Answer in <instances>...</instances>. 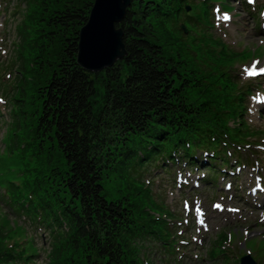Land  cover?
Listing matches in <instances>:
<instances>
[{
    "label": "trees",
    "instance_id": "16d2710c",
    "mask_svg": "<svg viewBox=\"0 0 264 264\" xmlns=\"http://www.w3.org/2000/svg\"><path fill=\"white\" fill-rule=\"evenodd\" d=\"M186 3L192 2L131 0L117 25L127 54L97 73L78 63L81 30L95 0L42 3L49 17L39 46V100L32 122L41 149L56 165L48 167L37 191L27 193L26 204L49 220L54 245H69L76 255L64 258L65 264H139L132 248L144 229L134 227L135 207L121 189L106 195L105 178L126 173L135 179L151 165L142 166L144 158L166 164L169 151L205 150L211 135H223L226 116L189 98L193 70L163 30L184 17ZM19 66L24 78V61ZM16 103L13 120L20 123L26 118L25 98Z\"/></svg>",
    "mask_w": 264,
    "mask_h": 264
},
{
    "label": "rangeland",
    "instance_id": "374dc122",
    "mask_svg": "<svg viewBox=\"0 0 264 264\" xmlns=\"http://www.w3.org/2000/svg\"><path fill=\"white\" fill-rule=\"evenodd\" d=\"M47 1L50 0H8V8L0 19V94L6 95L4 98L8 104L0 102V115L6 117V123H0V252L10 249L24 255L30 250L36 254L34 264H65L64 258L76 256L70 246H55L45 229L26 222L11 209V202L5 197L8 188L20 190L11 182H24L38 188L48 167L56 165L41 149L42 144L38 143L34 133L36 126L32 122L37 110L35 104L39 100L37 88L40 83L35 77L40 60L39 46L43 43L49 17L48 11L44 10L47 6L42 3ZM197 2H200L202 13L214 12L212 18L210 15L208 18L198 16L199 27L202 28L194 30L184 24V34H180L170 24L163 27L173 49L193 70L190 75L195 80L189 83V98L209 102L212 107L228 112L225 114L230 116L227 117V125L239 131V136L249 137L242 141V144H247V148L242 149L245 157H264V112L257 107V103L264 100V86L258 88L264 83V75L248 76L245 71L264 68V33L255 26L253 19L259 17L256 10H261L264 0H254L256 4L250 8L244 5V0ZM57 5L56 2L50 14ZM192 12L193 8H190L189 13ZM224 14L231 19L225 21ZM49 29L53 35V26ZM49 45L46 49L50 48ZM48 56L43 57L46 62ZM23 61L26 69L24 78H21L19 65ZM254 63L255 69L252 67ZM47 75L44 74V78ZM251 78L252 81L249 80ZM241 87L247 88L244 94ZM102 96L103 89L99 102H102ZM237 97V105L231 106ZM22 98H25L26 118L17 123L9 114L18 111L16 100ZM250 137H257L260 147L255 146L258 144L252 147ZM232 159L234 168L242 162L236 156ZM246 166L248 169L244 168L242 173L249 175L253 166L250 162ZM174 171L153 177L148 173L145 182L132 181L126 173L105 178L108 181L105 182L106 195L116 196L117 189H121L145 225L153 230L161 226L167 233L165 239L175 237L173 243L142 241L141 255L147 254L145 264H239L240 258L247 253L259 264H264V207L259 209L256 203L249 204L247 194L248 200L243 201L240 212L229 211L235 208L227 205L235 203L237 196L233 190L234 200L231 199L223 188L232 178L225 180L219 188L198 183L181 192L173 185L177 169ZM185 176L181 180H185ZM162 178L171 181L166 183ZM149 180L151 183L148 185ZM249 181L253 184L251 178ZM232 182L246 190V183ZM15 194L22 199L20 192ZM216 204L222 207L215 208ZM197 205L202 217L197 212ZM200 218L204 225L197 222ZM41 233H44L42 237ZM171 244L177 245L169 249Z\"/></svg>",
    "mask_w": 264,
    "mask_h": 264
},
{
    "label": "bare ground",
    "instance_id": "6f19581e",
    "mask_svg": "<svg viewBox=\"0 0 264 264\" xmlns=\"http://www.w3.org/2000/svg\"><path fill=\"white\" fill-rule=\"evenodd\" d=\"M129 0H99L91 14L90 21L82 31V41L80 45L79 62L86 68L91 70H98L101 67L111 65L117 58L120 57L124 50V46L121 43L122 33L111 29V24L118 21L120 16L124 15L125 7ZM89 30V31H88ZM91 32V34H89ZM264 33V30L262 31ZM88 41V45L86 44ZM89 51L90 54H85V51ZM261 84L259 87H263ZM259 110L264 112V103H257ZM235 180L249 181L250 177L243 173L232 176ZM202 175L198 174L193 180L182 184L183 191L195 186L201 182ZM260 187L259 191L254 194L259 199L256 201L259 209L264 207V175H259ZM229 193L231 199L234 200V192L230 186L223 188ZM251 187L247 188L249 192ZM234 206L241 209L240 203L228 204V206ZM247 208H252L248 206ZM242 210V209H241Z\"/></svg>",
    "mask_w": 264,
    "mask_h": 264
},
{
    "label": "water",
    "instance_id": "95a60500",
    "mask_svg": "<svg viewBox=\"0 0 264 264\" xmlns=\"http://www.w3.org/2000/svg\"><path fill=\"white\" fill-rule=\"evenodd\" d=\"M98 1H99V0H95V4H94V6H93V10H94V7H95V5H96V3H97ZM130 4H131V0H129L127 6L125 7L124 15H123V16H120V18H119L118 21H115V22H113V24H111V29H114L115 31H119V32L122 33L121 43H122L123 46H124V43H123V35H124V33H123L122 29H117V25L120 24V23L122 22V20H123V18L125 17L126 12H127V9L129 8ZM93 10H92V12H93ZM92 12H91V14H92ZM90 17H91V15H90ZM89 21H90V19H89ZM88 23H89V22H88ZM87 25H88V24H87ZM87 25L81 30V39H80V43H79V53H80V45H81V41H82V31L85 30V28L87 27ZM88 31H89V30H88ZM89 34H91V32H89ZM86 44L88 45V41H86ZM79 53H78V63L80 64L81 67H83L84 69H86L87 71H90V72H92V73L101 72V71H103L104 69L109 68V67H111L112 65H115L116 62H117L118 60L123 59V58L126 56V54H127V53H126V50H125V46H124V50H123L122 54L120 55V57L117 58V59H116L111 65H108V66H106V67H101V68L98 69V70H91V69H88V68L84 67V66L79 62ZM85 54L89 55L90 52L86 50V51H85ZM242 264H254V262L251 260L250 257H245V258L242 259Z\"/></svg>",
    "mask_w": 264,
    "mask_h": 264
},
{
    "label": "snow or ice",
    "instance_id": "6c2138e0",
    "mask_svg": "<svg viewBox=\"0 0 264 264\" xmlns=\"http://www.w3.org/2000/svg\"><path fill=\"white\" fill-rule=\"evenodd\" d=\"M247 2H248L249 4H252V3L254 2V0H247ZM217 11H219V9H217ZM261 15H264V13H261ZM223 19H224L225 21H229V20L231 19V17H230L228 14H224V15H223ZM262 43H264V41H262ZM252 67H253V69H255L256 64L254 63ZM245 71L247 72V75H248V76H254V75H257V73H256L254 70H248V69H245ZM260 71H261V72H264V68H261ZM0 102H2V101H0ZM184 182L187 183L186 180H185ZM185 207L187 208V202H185ZM214 207H215V208H221L222 206H221L220 204H216V205H214ZM229 211H238V209H229ZM197 212H198V214H199L201 217L203 216V213L200 212L199 205H197ZM197 222H198L199 224H201V225H204V220H203L202 218L198 219ZM205 230H207V225H205ZM197 231H199V229H197ZM194 239H195V237H194ZM181 243H186V241H182Z\"/></svg>",
    "mask_w": 264,
    "mask_h": 264
}]
</instances>
